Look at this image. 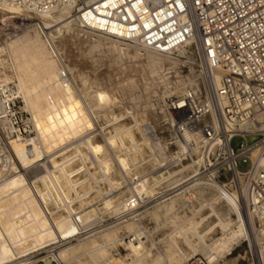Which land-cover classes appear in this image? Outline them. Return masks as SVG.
Returning a JSON list of instances; mask_svg holds the SVG:
<instances>
[{
	"label": "bare ground",
	"instance_id": "1",
	"mask_svg": "<svg viewBox=\"0 0 264 264\" xmlns=\"http://www.w3.org/2000/svg\"><path fill=\"white\" fill-rule=\"evenodd\" d=\"M74 10L43 2V39L40 33L19 38L8 50L38 130V142L33 145L39 144L43 151V209L25 172L27 161L38 159L39 152L14 143L15 173L0 184V234L6 241L5 251L19 259L31 250L48 248L43 264H189L198 253L208 264H230L228 257L247 240L255 260L252 264H264V230L252 219L249 222L236 199L216 184L213 190L197 188L171 197L97 234L85 233L108 212L129 211L127 199L110 196L123 185L127 197L148 201L159 194L157 178L145 176L132 182L142 174L140 162L150 145L145 126L168 118L165 106L171 96L189 91L200 94L201 81L209 75L192 41L174 52L155 51L141 42H124L85 28ZM21 12L0 4L5 20L16 19ZM56 33H64L66 39L67 33L74 50L90 58V73L101 63L107 80L86 75L76 60L67 61L73 51L67 54L64 42L57 44ZM188 47L197 58H187L190 73L184 75L180 55ZM131 72L137 75L127 79ZM182 172L170 173L163 187L181 182ZM99 198L104 207L94 205ZM148 216L155 231L168 225L170 232L156 238L145 223ZM78 231L77 244L66 245V238ZM121 247L126 250L124 255L119 252Z\"/></svg>",
	"mask_w": 264,
	"mask_h": 264
},
{
	"label": "built area",
	"instance_id": "2",
	"mask_svg": "<svg viewBox=\"0 0 264 264\" xmlns=\"http://www.w3.org/2000/svg\"><path fill=\"white\" fill-rule=\"evenodd\" d=\"M43 2L74 7L85 28L124 42H141L155 51L174 52L192 41L209 75L201 81L200 94L171 96L165 106L168 118L145 126L150 145L140 162L142 174L132 182L157 178L159 194L148 201L128 196V212L108 213L85 233L97 234L171 197L197 188L213 190L215 184L226 188L248 221L263 231L264 0H0L31 16L43 14ZM8 78L0 75V184L15 173L13 144L33 148L38 142V130L22 109L12 70ZM34 166L25 172L43 209V165ZM177 170L183 171L181 182L163 187ZM33 257L23 264H36ZM189 264L208 263L198 255Z\"/></svg>",
	"mask_w": 264,
	"mask_h": 264
},
{
	"label": "rangeland",
	"instance_id": "3",
	"mask_svg": "<svg viewBox=\"0 0 264 264\" xmlns=\"http://www.w3.org/2000/svg\"><path fill=\"white\" fill-rule=\"evenodd\" d=\"M41 21L43 22V19L41 18V16H31V15L24 14L22 12H21V14H19V15L16 16V19L15 18H12V19H6L5 20L2 17V14L0 13V49H3L5 51V53L2 52L0 54V72H1L0 75H2L4 77L7 76V79H9L8 78L9 71L12 70V73H13L14 78H15V83L18 85L19 94H20V96L22 98V102H21L22 109L29 116H31L32 119H33V114H32V112L30 110H28L26 108V102H25V99H24V96H23V91H22V88H21V84H20L19 78L17 76V72H16L15 66L13 68V65H15L14 64L15 61L9 56L10 54H9L8 50L10 48V45L15 40H17L19 38H25L26 36L35 37V35L37 33H40V36H42V39H43V31H42L43 23ZM62 34H57L56 33V36H57L56 41L58 42L57 44L60 46L64 42L63 43V46L66 47V50L68 51L67 54H69L70 51H73V52H70L72 54V58L73 57L77 58V59H75V58L72 59L71 57H69L71 61L69 60V58L68 59L66 58L67 61H69V62L72 63L74 60H76V61H78L77 62L78 65L82 68L81 70H84L83 72L86 75L92 74L94 77H97L101 82H102V80L103 81L107 80V78H106L107 77V71L105 70V67L103 66L101 68L100 67L101 65H98V64H101V63L98 62V64H95V66H94L95 69H97V71L90 73V71L92 70L91 67L93 66V65L90 64V61H89L90 58L87 57L86 55H79V50H74V48H76V46L73 45V43H72L73 40L70 39V36L67 33H65V35H67V39H66V36H64V33H62ZM59 41H61V42H59ZM65 42H66V46H65ZM69 43L71 44V46L69 45ZM77 55H79V57H77ZM192 56L194 57V59L197 58V55H196L194 49H192L191 47H188L186 49V53L180 55V58L184 61V64H183V67H182V72H183L182 74H184V75H188L190 73V62H189V59H187V58L188 57H192ZM99 57L101 58V56H97L96 58H99ZM78 59H80V60H78ZM81 61H82V63H81ZM83 61H85V62H83ZM81 65L85 66V68H83V66H81ZM86 66H88V67L90 66V67L88 68ZM127 74L129 76H127ZM127 74H126V76L128 77L127 79H130L132 76H133L132 78H134V76L137 75V74L132 73V72L131 73H127ZM113 77L114 78L115 77L117 78L116 75H114ZM88 91L89 90L87 89V92ZM233 144L234 145L240 144V141H234ZM33 148H35V150L39 152L38 154H39L40 157L38 159H35V160L32 159V158H30L27 161L25 168H29V166L31 168H33V167H35L34 164H37L38 162H40V161L43 160V151L39 147V144L33 145ZM17 154H18V156H20V154L18 152H17ZM20 160H21V156H20ZM37 160H40V161H37ZM42 163H43V161L40 162V164H42ZM41 170H43V167H41ZM124 191H126V188L125 187L123 189L119 190L114 196L117 197V198H119V199H122V198L125 199L127 197L126 196L127 193H122ZM107 200H109V199H107ZM119 202H121V201H119ZM107 204L108 203H106V205ZM94 205L95 206H99V207H104L105 206V204H103V201H101L100 198L96 200V202L94 203ZM108 213L111 214L110 212H108ZM112 215H118V214H112ZM145 223L148 225V227H150L151 231L152 230L155 231L156 225H155L154 221H152L150 219L149 216L146 218ZM155 232H156L155 233L156 236H158L156 238L162 239V238H164L168 234V232H170V226H168V225H165V227L162 226V228H160L158 231L156 230ZM76 235H72L70 237L68 236L66 238V243L67 244L66 243L65 244L66 245H75V244H77V242H78L77 240L80 239L81 234L78 231V233ZM1 236L2 235L0 234V264H17L20 260L27 259V258H29L31 256H34L33 257V260L35 261L36 264H43L41 262V260L44 259V257H46L48 255V248H44L41 251L40 250L39 251H36V250L35 251H32L31 250L30 252L27 253L29 255H27L25 257H20L19 259H15L14 255H12L13 253L11 251H5L3 245H5L6 241H5V238L3 236L2 237ZM218 236H221L220 232H219V235ZM72 237L76 238V240L75 241H72ZM142 237H143V240L144 241L147 240L144 236H142ZM149 244H150V242H149ZM61 245H58L57 247H60ZM41 252H43V254H40L39 255V253H41ZM119 252L122 255H124L126 253V250H124V248L121 247V248H119ZM198 255H200V254L198 253L194 257H198ZM228 258H230V259H227V261H230V264H232L231 263L232 260H237V262L239 261L238 264H252V263L255 262L254 256H252V249H251V247L248 245L247 242H244V241L241 244H239V246L236 247V249L232 252V254Z\"/></svg>",
	"mask_w": 264,
	"mask_h": 264
},
{
	"label": "water",
	"instance_id": "4",
	"mask_svg": "<svg viewBox=\"0 0 264 264\" xmlns=\"http://www.w3.org/2000/svg\"><path fill=\"white\" fill-rule=\"evenodd\" d=\"M249 141L251 142V141H253V139H249Z\"/></svg>",
	"mask_w": 264,
	"mask_h": 264
}]
</instances>
